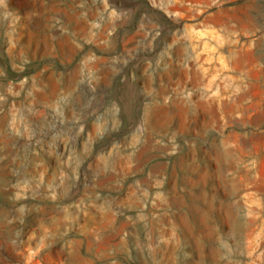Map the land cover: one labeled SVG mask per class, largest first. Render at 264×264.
<instances>
[{
	"label": "rangeland",
	"instance_id": "obj_1",
	"mask_svg": "<svg viewBox=\"0 0 264 264\" xmlns=\"http://www.w3.org/2000/svg\"><path fill=\"white\" fill-rule=\"evenodd\" d=\"M0 264H264V0H0Z\"/></svg>",
	"mask_w": 264,
	"mask_h": 264
},
{
	"label": "crops",
	"instance_id": "obj_2",
	"mask_svg": "<svg viewBox=\"0 0 264 264\" xmlns=\"http://www.w3.org/2000/svg\"><path fill=\"white\" fill-rule=\"evenodd\" d=\"M203 37H209V39L211 40V36H212V34L210 33V34H204V33H202L201 34Z\"/></svg>",
	"mask_w": 264,
	"mask_h": 264
}]
</instances>
